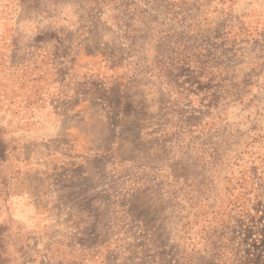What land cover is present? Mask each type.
<instances>
[{
	"label": "rangeland",
	"instance_id": "obj_1",
	"mask_svg": "<svg viewBox=\"0 0 264 264\" xmlns=\"http://www.w3.org/2000/svg\"><path fill=\"white\" fill-rule=\"evenodd\" d=\"M0 264H264V0H0Z\"/></svg>",
	"mask_w": 264,
	"mask_h": 264
}]
</instances>
